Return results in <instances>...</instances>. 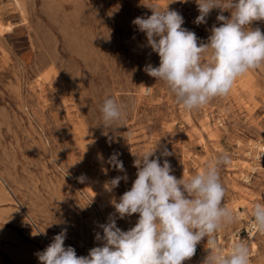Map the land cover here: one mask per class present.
Instances as JSON below:
<instances>
[{"label":"rangeland","instance_id":"374dc122","mask_svg":"<svg viewBox=\"0 0 264 264\" xmlns=\"http://www.w3.org/2000/svg\"><path fill=\"white\" fill-rule=\"evenodd\" d=\"M172 2L0 0V264H39L36 253L65 228V246L87 256L101 244L98 225L115 213L112 200L136 178L135 155L153 150L177 179L229 154L220 179L224 205L238 220L221 230L226 235L264 204V66L239 77L228 95L184 110L144 71L159 66V56L132 21L168 6L206 43L221 10L197 25L195 0ZM251 27L264 32V21ZM106 98L124 106V119L111 127L102 125ZM165 148L171 155H162ZM113 152L128 180L109 192L105 184L124 175L106 163ZM137 219H117V226L127 231ZM253 240V262L264 264V237Z\"/></svg>","mask_w":264,"mask_h":264},{"label":"clouds","instance_id":"9594fccd","mask_svg":"<svg viewBox=\"0 0 264 264\" xmlns=\"http://www.w3.org/2000/svg\"><path fill=\"white\" fill-rule=\"evenodd\" d=\"M195 4L197 25L207 23L213 9L221 10L216 18L219 26L213 25L206 43L183 27L181 13L168 6L164 10L150 7V16L132 21L145 34L147 46L159 56V66L148 64L144 71L164 82L186 111L228 95L239 77L264 66V32L251 27L253 22L264 21V0H195ZM205 54H209L207 59ZM123 108L113 98H106L100 108L102 125L111 127L121 122ZM162 155L171 153L165 148ZM119 156L113 152L106 161L124 173L105 184L109 192L119 187L121 180H128ZM135 156L137 172L131 188L118 201L112 200L115 213L98 225L103 234L95 233V240L100 246L91 248L87 256H78L74 247L65 246V228L36 253L39 264H184L204 240L208 255L203 264H250L247 242L237 239L225 252L216 239L218 232L238 220V213L224 205L226 188L220 179L221 168L231 163L228 153L217 154L202 171L187 179L172 175L169 161L161 164L155 150ZM98 158L104 159L102 155ZM84 179L83 175L78 177L80 182ZM134 214L138 219L133 227L125 231L117 226V219ZM250 223L252 231L264 235V204L254 205Z\"/></svg>","mask_w":264,"mask_h":264},{"label":"built area","instance_id":"2783aa9c","mask_svg":"<svg viewBox=\"0 0 264 264\" xmlns=\"http://www.w3.org/2000/svg\"><path fill=\"white\" fill-rule=\"evenodd\" d=\"M149 90L150 88L148 87L147 92H149ZM239 219L241 220L244 219L241 222V226L233 229L231 234L226 235L222 231L218 232L216 234V239H217L218 244L224 248L225 252L230 250L232 242L237 239L247 242L251 250L250 264H254L253 257L255 255V250L252 247L250 240L252 236L257 235V236L264 237V235H261L259 233H255L254 231H252L251 223H250L251 215L247 219L240 218V217ZM207 255H208V249L206 248V240H204V241H201V243L197 245L196 254L190 260L184 261V264H203V261L205 260Z\"/></svg>","mask_w":264,"mask_h":264},{"label":"bare ground","instance_id":"6f19581e","mask_svg":"<svg viewBox=\"0 0 264 264\" xmlns=\"http://www.w3.org/2000/svg\"><path fill=\"white\" fill-rule=\"evenodd\" d=\"M261 151H264V144H261ZM257 236V235H256ZM256 236H252L251 238V245L252 247L254 248V250H257L258 249V245L256 244V242L253 240Z\"/></svg>","mask_w":264,"mask_h":264}]
</instances>
